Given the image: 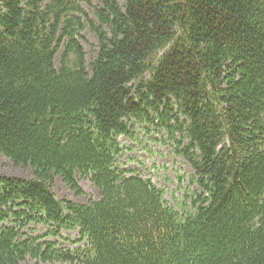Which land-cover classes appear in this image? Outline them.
<instances>
[{
	"label": "trees",
	"instance_id": "trees-1",
	"mask_svg": "<svg viewBox=\"0 0 264 264\" xmlns=\"http://www.w3.org/2000/svg\"><path fill=\"white\" fill-rule=\"evenodd\" d=\"M80 1L0 0V156L32 173H0V264H264V0ZM151 116L188 142L183 214L116 169L127 121ZM78 175L100 200L56 201ZM77 226L84 247L48 241Z\"/></svg>",
	"mask_w": 264,
	"mask_h": 264
},
{
	"label": "rangeland",
	"instance_id": "rangeland-1",
	"mask_svg": "<svg viewBox=\"0 0 264 264\" xmlns=\"http://www.w3.org/2000/svg\"><path fill=\"white\" fill-rule=\"evenodd\" d=\"M89 1L93 5H98L97 0ZM121 2L123 3V0ZM81 4L86 11L92 12V8L88 4L84 2ZM83 35L86 39L82 40V45L87 53L88 64L96 57L98 39L88 29ZM56 66L60 67V54L56 58ZM151 119L153 116L149 119L141 117L128 120L131 135L119 139L122 154L116 161V168L119 171H134L141 178L151 180L164 191L169 206L178 213H182L192 204L194 192L197 190V185L191 184L194 182L191 179L194 170L190 169L189 161L181 154V151L186 149L188 142L180 139L178 134L163 128L158 117L153 120V123ZM180 141L181 144L178 145ZM0 173L10 178L28 179L32 176L29 169L15 167L5 156L0 157ZM78 182L84 192L81 196L75 195L62 182L61 178L57 177L54 182V191L58 200H68L79 205H89L90 200H99V191L92 184L90 178L79 176ZM46 230L45 226L32 225L28 234L38 237L44 235ZM77 234L78 231H64L62 237L74 238ZM66 246L70 247V244H66ZM25 264H35V261L29 260Z\"/></svg>",
	"mask_w": 264,
	"mask_h": 264
}]
</instances>
